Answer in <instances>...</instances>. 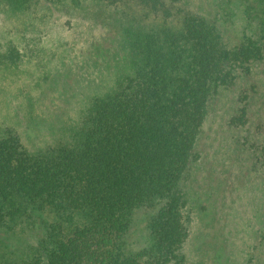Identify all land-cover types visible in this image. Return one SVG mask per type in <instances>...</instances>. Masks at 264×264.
Instances as JSON below:
<instances>
[{
  "label": "trees",
  "instance_id": "obj_1",
  "mask_svg": "<svg viewBox=\"0 0 264 264\" xmlns=\"http://www.w3.org/2000/svg\"><path fill=\"white\" fill-rule=\"evenodd\" d=\"M96 1L144 10L122 33L126 70L67 139L31 151L11 131L0 137V226L51 217L0 264H189L190 208L202 199L204 245L222 264H264V0ZM7 48L0 61L20 58ZM138 210L146 232L132 251Z\"/></svg>",
  "mask_w": 264,
  "mask_h": 264
},
{
  "label": "rangeland",
  "instance_id": "obj_2",
  "mask_svg": "<svg viewBox=\"0 0 264 264\" xmlns=\"http://www.w3.org/2000/svg\"><path fill=\"white\" fill-rule=\"evenodd\" d=\"M74 2L63 0L55 7L40 0L22 10L0 0V54L7 52L9 43L20 51L15 62L0 61V137L11 131L31 151H43L67 139L89 99L108 90L125 72L129 58L121 44L122 33L134 23L131 16L144 13L131 2L130 7L105 6L96 0ZM215 198L212 195L210 200ZM203 204L207 205L204 199L190 208L183 251L189 264H222L226 254L216 257L204 245L211 230ZM143 214V210L135 213V224L126 237L128 250L143 242ZM49 221L50 215L44 214L33 226L9 231L0 226V254L8 248L24 252Z\"/></svg>",
  "mask_w": 264,
  "mask_h": 264
}]
</instances>
